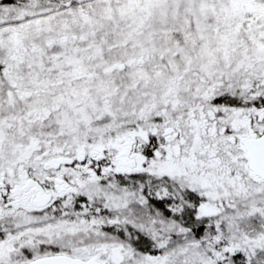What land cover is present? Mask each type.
<instances>
[{"label":"snow or ice","instance_id":"snow-or-ice-1","mask_svg":"<svg viewBox=\"0 0 264 264\" xmlns=\"http://www.w3.org/2000/svg\"><path fill=\"white\" fill-rule=\"evenodd\" d=\"M0 264H264V0H0Z\"/></svg>","mask_w":264,"mask_h":264}]
</instances>
